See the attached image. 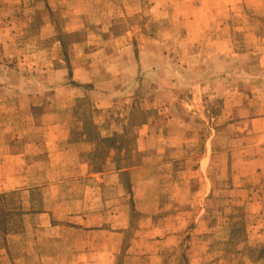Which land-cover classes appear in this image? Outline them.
Wrapping results in <instances>:
<instances>
[{"label": "rangeland", "instance_id": "obj_1", "mask_svg": "<svg viewBox=\"0 0 264 264\" xmlns=\"http://www.w3.org/2000/svg\"><path fill=\"white\" fill-rule=\"evenodd\" d=\"M0 264H264V0H0Z\"/></svg>", "mask_w": 264, "mask_h": 264}, {"label": "crops", "instance_id": "obj_2", "mask_svg": "<svg viewBox=\"0 0 264 264\" xmlns=\"http://www.w3.org/2000/svg\"><path fill=\"white\" fill-rule=\"evenodd\" d=\"M35 217V220H42L45 219L47 224L44 222L42 223V225L47 226L52 224V215L49 212H44V211H40V212H36L33 214ZM41 225V224H40Z\"/></svg>", "mask_w": 264, "mask_h": 264}]
</instances>
